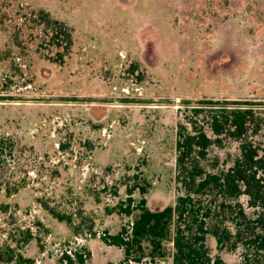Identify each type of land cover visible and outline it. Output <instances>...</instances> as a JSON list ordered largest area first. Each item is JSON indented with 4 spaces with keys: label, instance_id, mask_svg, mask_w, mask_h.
Returning <instances> with one entry per match:
<instances>
[{
    "label": "rangeland",
    "instance_id": "rangeland-1",
    "mask_svg": "<svg viewBox=\"0 0 264 264\" xmlns=\"http://www.w3.org/2000/svg\"><path fill=\"white\" fill-rule=\"evenodd\" d=\"M41 10L73 29L63 62L48 59L57 50L33 21ZM204 100L264 102V0H0V136L13 142L0 158V264H13L8 245L35 264H68L75 248L120 263L124 251L102 237L130 228L134 215L118 208L127 188L147 182L151 210L176 205L178 126ZM238 154L225 138L206 166ZM164 243L152 260L144 242L139 264H171ZM207 243L227 264L244 260L241 247Z\"/></svg>",
    "mask_w": 264,
    "mask_h": 264
},
{
    "label": "trees",
    "instance_id": "trees-1",
    "mask_svg": "<svg viewBox=\"0 0 264 264\" xmlns=\"http://www.w3.org/2000/svg\"><path fill=\"white\" fill-rule=\"evenodd\" d=\"M33 21L43 27L48 44L57 50L48 59L63 62L74 45L73 29L42 10ZM185 120L178 126L176 145L177 183L184 195L175 206L154 211L147 207V182L128 187V199L118 208L119 213L134 215V220L130 228L124 226L118 234L105 233L102 240L124 251V259L116 264L141 263L146 257L144 242L151 246L152 260L164 258L165 241L173 243V264H227L220 255H211L209 236L216 239L220 252L243 248L241 264H264V102L204 100L188 104ZM225 138L239 144V154L226 169L216 161L214 168L208 169L211 150L222 147ZM12 145L8 137L0 136V158L7 150L12 153ZM23 187L16 182L6 191L17 193ZM3 188L0 180V191ZM137 191L142 196L138 202L133 199ZM242 196L248 197L251 214L241 203ZM50 212L60 221L70 222L55 210ZM32 239L28 232L23 243ZM5 250L9 263L35 264L19 247L8 245ZM91 257L90 251L86 255L76 252L74 259L64 254L60 262L87 264Z\"/></svg>",
    "mask_w": 264,
    "mask_h": 264
},
{
    "label": "built area",
    "instance_id": "built-area-1",
    "mask_svg": "<svg viewBox=\"0 0 264 264\" xmlns=\"http://www.w3.org/2000/svg\"><path fill=\"white\" fill-rule=\"evenodd\" d=\"M132 224V223H131ZM105 235V234H104ZM76 252H80V253H83L84 255H86L85 254V250H82V248H81V250H78L77 248H75L74 250H71V251H67V252H65V253H63L62 254V257L64 256V254H68L70 257H72L73 259L75 258V253ZM67 263V262H66Z\"/></svg>",
    "mask_w": 264,
    "mask_h": 264
},
{
    "label": "crops",
    "instance_id": "crops-1",
    "mask_svg": "<svg viewBox=\"0 0 264 264\" xmlns=\"http://www.w3.org/2000/svg\"><path fill=\"white\" fill-rule=\"evenodd\" d=\"M115 248H118V247H115ZM118 249H120V248H118ZM92 250V259H91V264H92V262L95 260V253L93 252V249H91ZM121 250V249H120ZM170 260H171V264H173V257H172V259L170 258ZM111 263V262H110ZM109 263V264H110ZM114 263V262H113ZM161 263H162V261H161ZM115 264H116V262H115Z\"/></svg>",
    "mask_w": 264,
    "mask_h": 264
}]
</instances>
